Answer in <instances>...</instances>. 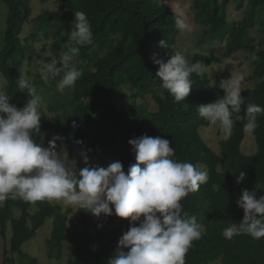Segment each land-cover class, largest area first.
I'll use <instances>...</instances> for the list:
<instances>
[{
	"label": "trees",
	"instance_id": "trees-1",
	"mask_svg": "<svg viewBox=\"0 0 264 264\" xmlns=\"http://www.w3.org/2000/svg\"><path fill=\"white\" fill-rule=\"evenodd\" d=\"M50 1L56 0H42V3ZM58 1L64 13H42L34 19L36 31L22 39L23 27L32 14V0H1L9 15L0 42V73L7 82L9 102L17 108H23L29 99L27 92L18 88V80L25 61L30 59L28 53L33 51L30 42L48 40L58 27L65 34L55 39L52 48L59 53L67 51L74 46L68 38L75 11L86 13L93 33L91 44L79 46L80 51L73 60L78 70H82V76L69 93L74 107L64 118L52 117L49 113L58 114L63 105L49 104L45 111L41 100V130L33 137L36 142L40 144V136L44 133L50 135L51 140L59 136L62 139L57 145L61 151L72 154L80 150L96 161L114 157L122 162L127 172L136 163L129 140L144 135L168 139L175 150V159L199 167L203 165L208 173V182L182 201L184 210L190 216H196L204 226L202 238L195 241L187 253L186 264H264V238L256 241L248 235H239L228 240L222 235L224 228L243 219L244 212L236 205L242 189L254 191L257 183L264 185V114H257L259 127L253 134L258 147L255 155L247 156L241 151L245 138L243 121L235 123L231 137L220 143L221 154H215L201 136V128L210 125L199 115L196 106L213 103L222 97L224 92L219 83L231 75L228 72L221 74L212 87L206 71H202V75L192 74V91L180 103L161 87V80L156 75L159 65L152 57L156 54L157 58L167 62L179 34L169 8L155 0ZM232 1L194 2L197 22L206 28L205 41L224 45V53L218 56L212 50L207 54H196L188 61L191 64L200 62L201 68L207 69L227 64L238 52L247 51L253 73L246 82H255V86L243 90L241 95L264 108V0H248L244 19L230 23L228 7ZM244 6L245 1H242L237 10ZM133 24L136 26L127 45L115 46L100 39L113 35L122 26ZM255 29L256 35L252 32ZM162 40L169 49L161 46ZM253 56L257 59L253 60ZM42 81L41 76L35 77L37 91H40L39 83L45 86ZM127 86L130 91L128 102L119 109L118 95L122 93L124 96L122 88ZM149 95L157 100L154 112L145 102ZM85 99L87 101L81 107L77 105ZM139 99L142 102H138ZM241 115H244V106ZM240 171L248 175L238 185L235 175ZM258 194L264 195V192ZM33 205L37 208L31 213ZM78 211L81 217L70 230L73 208L64 210L59 204L47 201L28 203L19 198L5 201L0 206V228L2 236L6 237L10 227L11 238L9 246L4 249L3 264H37L23 247L36 237L48 220L53 226L45 242L48 258L60 261L65 245L70 241L72 259L67 264H107L120 237L129 230V221L116 215L97 218L87 209L78 208Z\"/></svg>",
	"mask_w": 264,
	"mask_h": 264
},
{
	"label": "clouds",
	"instance_id": "clouds-1",
	"mask_svg": "<svg viewBox=\"0 0 264 264\" xmlns=\"http://www.w3.org/2000/svg\"><path fill=\"white\" fill-rule=\"evenodd\" d=\"M172 12L177 30L191 31L184 12L175 7ZM74 17L68 38L74 46L41 64L45 82L59 77L56 80L59 92L68 89L70 93L82 76L73 60L79 46L92 42L86 13L75 11ZM160 44L169 49L165 41ZM152 60L159 65L156 75L161 87L176 103L185 101L192 91V74L202 75L200 62L191 64L182 52L175 50L167 62L156 54ZM241 79L232 74L222 79L219 87L224 95L213 103L196 106L202 119L218 127L224 139L231 137L238 121L244 122L245 134L253 135L259 127L257 114H264V108L242 97ZM33 85L21 72L18 88L29 96L23 108L10 104L9 97L0 91V204L17 198L28 203L55 201L87 209L97 218L116 215L128 220L130 228L120 237L107 264H186L187 253L202 238L204 226L184 210L182 201L208 182V173L191 162L175 159V150L168 139L148 135L129 140L136 163L127 172L120 161L106 168L90 166L86 152H81L86 166L79 169L75 160L65 159L58 149L61 137H53L47 147L33 138L40 133L42 118L41 97ZM161 97L164 98L163 92ZM247 175L240 171L235 175L236 183H243ZM259 192H264V185L259 183L254 191L242 189L236 205L243 210V219L223 229L225 239L239 235H248L256 241L264 238V195Z\"/></svg>",
	"mask_w": 264,
	"mask_h": 264
},
{
	"label": "rangeland",
	"instance_id": "rangeland-1",
	"mask_svg": "<svg viewBox=\"0 0 264 264\" xmlns=\"http://www.w3.org/2000/svg\"><path fill=\"white\" fill-rule=\"evenodd\" d=\"M160 3L162 6L169 8L172 11V8L175 7L177 10H182L187 17L188 23L191 25V31L180 32L176 39V44L173 48L175 51L182 52L185 57L189 60L193 58L196 54H207L214 50L218 56L224 53V45H214L210 42L205 41L204 32L206 28L202 27L197 22L196 12L193 9L194 2L196 0H155ZM245 1V6L240 11L237 10V7ZM248 0H233L228 7V21L230 23L240 22L246 16V4ZM32 14L30 19L25 23L23 27V32L21 34V38L25 39L31 36L36 31L34 18L38 17L42 13H47L48 15L54 14H63L64 8L62 4L56 1H50L46 3H42V0H32L31 2ZM9 12L7 8L4 7L0 0V42L3 39L4 30H5V22ZM136 24L131 25L130 27L122 26L118 28L116 32L111 36H102L100 39L104 41L106 44H111L112 42L115 46L118 45H127L132 38V32ZM255 35L257 34V29L252 31ZM65 34V31L61 30L58 27L54 28L53 35L46 41L43 42H30L33 47V51L28 53L29 60H26L23 66V73L25 76L31 80L32 83L35 82V77L37 75L42 77L41 73V64L45 61H50L53 57H58L59 52L52 48L53 42L55 39H59L61 36ZM258 39L260 38L257 37ZM259 42V41H258ZM258 44V43H257ZM108 52V51H107ZM113 56V53H112ZM248 52L242 50L235 54L231 60L227 64L214 65L210 68H201V71H206L212 81V87L215 86L218 77L221 74L228 72L230 75H235L241 79V87L242 91L246 89H253L255 86V82H246V78L253 73V68L247 60ZM74 64V62H73ZM76 66V64H74ZM31 74V75H30ZM231 77V76H230ZM43 78V77H42ZM59 77L56 78L58 80ZM56 80L48 79L47 82L44 81V87L41 83L38 84V87L41 88L40 91H37V94L41 97L43 101L42 108L44 110H48L49 104H61L63 108L56 113H49L50 116L54 117L58 115L64 118L74 107V103L72 102L71 97L69 96L68 89H65L64 92H59L57 90ZM6 79L0 73V91H3L6 95ZM35 88L36 85H34ZM124 96L120 93L118 95V108L122 109L128 102V97L130 96V91L127 88L123 89ZM126 95V96H125ZM8 96V95H7ZM87 100H83L82 102L77 103L78 106H82ZM138 102H142L140 99ZM145 102L148 103L149 110L154 112L157 110V100L154 96L149 95L146 97ZM201 136L205 143L210 147V149L215 154H221V146L220 143L222 140H225L222 133L220 132L218 127L209 126L206 128H201L200 130ZM51 140V136L48 134H43L40 137V144L44 147L48 146V141ZM241 151L244 155L253 156L257 153L258 147L257 142L254 135L245 134L244 141L241 146ZM80 150L75 151L74 153H69L65 150H62V153L65 156V159L75 160L77 162V167L79 169L84 168L86 165L83 163V157L81 156ZM118 161L117 158L111 157L105 159L103 161H96L89 157V165L90 166H101L107 167L110 163ZM201 170L207 171L205 166H200ZM53 204H59L63 207L64 210L68 208H73L74 212L70 216L69 221V229L71 230L73 225L80 219L81 214L78 211V207L70 206L63 203L51 202ZM2 206V204H0ZM36 205H33L30 209L31 213L36 211ZM19 213H16L18 216ZM96 217V216H95ZM52 222L50 220L47 221L45 226L40 229L36 235V237L27 242L23 250L25 253L30 255L32 258L37 260V264H67L72 259V245L70 241H68L65 245L64 254L60 261L56 259H50L47 256V248H46V240L49 238L51 230H52ZM11 238V229L9 227L6 237H3L1 234L0 228V264H3L4 261V249L8 247L10 244ZM16 257V255H13ZM214 264H220V262H216Z\"/></svg>",
	"mask_w": 264,
	"mask_h": 264
}]
</instances>
